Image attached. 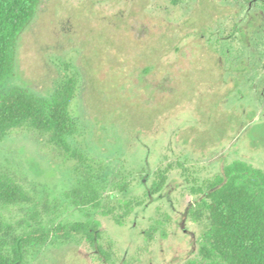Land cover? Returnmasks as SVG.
<instances>
[{"label":"rangeland","instance_id":"374dc122","mask_svg":"<svg viewBox=\"0 0 264 264\" xmlns=\"http://www.w3.org/2000/svg\"><path fill=\"white\" fill-rule=\"evenodd\" d=\"M263 2L40 0L0 94L49 99L73 78L75 156L31 128L0 139V177L31 199L2 206L1 219L10 243L97 220L103 254L78 234L50 236L23 248V264H202L208 222L190 216L201 197L193 190L234 161L264 172ZM78 153L102 210L67 197ZM159 172L166 182L152 195Z\"/></svg>","mask_w":264,"mask_h":264},{"label":"trees","instance_id":"16d2710c","mask_svg":"<svg viewBox=\"0 0 264 264\" xmlns=\"http://www.w3.org/2000/svg\"><path fill=\"white\" fill-rule=\"evenodd\" d=\"M39 3L40 0H0V86L13 76L17 42L34 19ZM74 96L73 78H68L49 99L38 98L22 89L0 94V139L13 129L31 128L47 135L48 142L65 156L74 157L70 140L78 130L69 113ZM76 158L78 169L74 170L78 172V185L67 197L75 207L102 210L96 183L87 176L90 167L86 158L81 153ZM165 182L166 175L159 172L150 193L158 194ZM193 192L201 197L190 216L194 222H208L197 251L201 263L264 264V172L243 161H234L203 188H195ZM30 201L18 185L0 177V264H23V248L45 243L50 236L68 240L78 234L103 254L97 244L101 238L100 224L93 219L68 227L57 226L52 231L39 228L28 236L13 238L11 243L7 241L9 232L1 219V207ZM125 208L126 214L133 209L131 204ZM101 214L108 216L110 211ZM145 235L146 239H152L151 231Z\"/></svg>","mask_w":264,"mask_h":264}]
</instances>
